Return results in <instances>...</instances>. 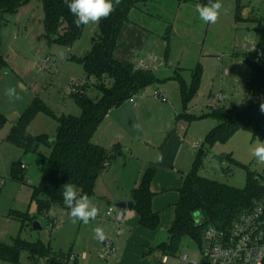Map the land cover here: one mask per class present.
<instances>
[{
	"label": "rangeland",
	"instance_id": "obj_1",
	"mask_svg": "<svg viewBox=\"0 0 264 264\" xmlns=\"http://www.w3.org/2000/svg\"><path fill=\"white\" fill-rule=\"evenodd\" d=\"M219 2L222 8L217 22L205 23L197 11L202 5L200 0H135L130 22L123 26L115 55L137 63H151L149 58L154 56L161 64L152 65L156 81L112 107L92 137L94 143L108 150L119 145L118 154L99 174L94 195L89 197L98 209L95 219L73 223L65 204L52 206L49 217L40 213L36 201L31 198L32 187L43 175L44 157L50 154L51 147L40 145L37 151L26 152L8 142V131L2 128L1 243L14 246L20 240L41 241L53 252L80 255L79 260H68L67 264L202 262V243L191 238L182 241L177 253L164 248L152 249L153 243L139 245L140 250H137L134 237L128 241V231L120 230L121 209L116 206L115 199L121 194L132 195L143 169L155 168L152 183L155 207L161 215V226L167 228L171 226L183 176L192 171L196 162H199L202 176L235 187H244L249 174L263 175L264 182V162L251 155L252 147L264 140L246 129L236 130L224 141L208 140L219 122L218 108L229 113L235 107L242 108L252 97L249 54L260 42L254 30V19L264 21V0ZM98 32L99 23H90L71 46L49 43L44 36L41 0H32L17 14L0 22V49L8 61V67L0 72V104H4L0 110L7 116V124L12 127L19 117L15 111L23 112L35 98L44 102L52 114L40 112L37 115L29 127L34 135L45 134L52 139L57 133L58 116L81 114L73 96V85H85L86 94L96 98L99 95L97 80L88 77L82 63L68 56L70 52L78 57L85 56L91 51ZM47 56L51 57V62L47 70H43L41 62ZM198 67L201 78L193 91V76ZM9 89L14 90L12 97L6 95ZM159 91L166 94L167 100L154 99ZM134 102L137 108L133 107ZM197 141L202 145L193 149ZM215 155L222 158H215ZM15 163L19 165L22 180L13 177ZM18 213L28 215L21 217ZM35 221L42 225L40 229L33 228ZM52 221L56 224L52 225ZM108 239L121 242L122 258L119 254L105 256ZM184 254L189 257L187 262L181 259ZM164 256L169 259L167 263L162 261ZM0 264L13 263L0 259ZM18 264L55 263L43 257L32 259L28 250L21 249Z\"/></svg>",
	"mask_w": 264,
	"mask_h": 264
},
{
	"label": "trees",
	"instance_id": "obj_2",
	"mask_svg": "<svg viewBox=\"0 0 264 264\" xmlns=\"http://www.w3.org/2000/svg\"><path fill=\"white\" fill-rule=\"evenodd\" d=\"M31 1L0 0V22L6 21L7 15L18 13ZM41 1L44 7V36L47 41L71 46L81 36L85 25H75V17L63 0ZM200 2L204 5L208 0ZM135 5V0H121L116 10L99 22V32L93 38L91 51L83 57L70 52L68 58L82 63L88 77L96 78L99 95L96 98L89 97L85 85L73 93L81 114H63L57 117L56 141L51 143L47 135H34L29 131L31 123L40 112L52 114L39 98H35L25 108L7 134L8 142L22 147L26 152L37 151L40 145L51 147L50 154L44 157L43 175L39 183L32 187L31 197L36 201L39 212L47 217L52 206H64L62 193L66 183L74 184L81 195L88 198L94 195L96 180L108 167L104 163L110 164V159L118 154L119 146L114 145L112 150H108L94 143L92 137L95 131L112 107L119 106L156 81L152 69L136 68L134 63L115 55L123 26L130 22V11ZM254 21V30L260 38V52L258 55L249 54L253 74L250 83L252 97L242 108L235 107L229 113L218 108L216 116L219 122L208 137L211 142L224 141L238 129L249 130L255 137L264 140V113L260 111V103L264 101V21ZM5 67H8V61L0 49V72ZM200 73L198 67L193 76V91L199 85ZM183 92H186L185 89ZM7 122V116L0 110V131ZM198 168L199 162H196L192 171L183 176V184L178 189L179 197L174 204L175 217L167 231L169 242L159 247L170 253H177L186 238L200 241L208 225L228 228L241 212L264 198L262 178L257 179L255 175L249 174L246 185L239 188L202 176ZM155 174V168L149 167L132 190L133 209L138 214V224L149 230L158 229L161 222L160 213L153 208L155 194L151 184ZM13 177L22 180L17 163L13 166ZM25 215L28 213H18L21 217ZM21 249L28 250L32 259L43 257L47 262L52 260L55 264H67L69 260V255L53 252L41 241L22 240L14 246L0 242V259L18 264Z\"/></svg>",
	"mask_w": 264,
	"mask_h": 264
},
{
	"label": "built area",
	"instance_id": "obj_3",
	"mask_svg": "<svg viewBox=\"0 0 264 264\" xmlns=\"http://www.w3.org/2000/svg\"><path fill=\"white\" fill-rule=\"evenodd\" d=\"M259 52V45H254L250 51L254 55H258ZM150 58L152 61L161 64L157 57L151 56ZM50 62L51 57L43 58L41 68L47 70ZM135 66L136 68L152 69L145 61L139 62ZM80 86L79 83H75L73 92H77ZM153 97L156 100H167L166 94L161 91ZM133 106L137 107V103L134 102ZM201 145L202 142L197 141L192 145V148L198 149ZM104 165L108 166L109 162H105ZM21 167L24 168V164ZM119 219H122V213L119 215ZM51 224L54 225L56 222L52 221ZM200 242L202 243V262L193 261L189 264H264V198L256 201L253 207L241 212L228 228L212 226L205 229ZM117 253V247L112 240L108 239L104 252L105 256L109 257ZM79 257V254L71 253L69 260L71 262L77 261ZM188 258L186 254L181 257L184 262H187ZM162 261L167 263L169 259L164 256Z\"/></svg>",
	"mask_w": 264,
	"mask_h": 264
},
{
	"label": "clouds",
	"instance_id": "obj_4",
	"mask_svg": "<svg viewBox=\"0 0 264 264\" xmlns=\"http://www.w3.org/2000/svg\"><path fill=\"white\" fill-rule=\"evenodd\" d=\"M121 0H63L70 13L75 17L74 23L77 27L81 25L98 24L102 19H107L119 5ZM222 4L219 0L213 2L208 0L207 4L199 5L197 11L199 17L205 23H216ZM9 97L14 95V90L9 89L6 93ZM260 111L264 113V101L260 103ZM251 155L259 161L264 162V142H260L251 149ZM162 160V157H160ZM63 201L69 211V218L75 223L77 220L88 223L95 219L98 214L97 207L87 196H80L74 184L63 185ZM211 228V225H208ZM97 232L100 229H96Z\"/></svg>",
	"mask_w": 264,
	"mask_h": 264
},
{
	"label": "crops",
	"instance_id": "obj_5",
	"mask_svg": "<svg viewBox=\"0 0 264 264\" xmlns=\"http://www.w3.org/2000/svg\"><path fill=\"white\" fill-rule=\"evenodd\" d=\"M28 5V4H27ZM26 6V5H25ZM24 6V7H25ZM23 8V7H22ZM17 14V13H16ZM12 15H15V14H11V15H7V18H9V16H12ZM17 39H16V41L17 42H19V40H20V36L19 37H16ZM71 51V50H70ZM116 56L118 57V58H121V59H123V60H127V59H124V58H122L121 56H118L117 55V53H116ZM149 60L151 61V63H148L150 66H151V68L153 69V66L152 65H160V63H158V62H154V61H152L151 60V58H149ZM127 61H129V60H127ZM129 62H132V63H134V64H137V62L136 61H129ZM156 67V66H155ZM155 70V69H154ZM0 103H2V102H0ZM4 104H0V107H2ZM134 107V106H133ZM137 107H138V104H137ZM137 107H134V108H137ZM15 113L17 114V117L18 116H20V114L22 113L21 112V110H16L15 111ZM15 123V122H14ZM7 124V123H6ZM14 124H12V126H13ZM4 128H6V129H4V130H6V131H8L7 132V134L9 133V131H10V129L12 128L10 125H9V123L7 124V125H5L4 126ZM93 141V140H92ZM108 166H110V164L108 165ZM149 167H146V168H144L143 169V172L141 173V176H140V178H138L136 181H135V185L137 186L138 185V183H139V181H140V179H141V177L143 176V174H144V172L148 169ZM152 183H153V181H152ZM152 184H151V188H152ZM181 187V186H180ZM179 187V188H180ZM179 197V196H178ZM120 200H127V201H131L132 200V195L129 193V194H121V195H119L116 199H115V201L117 202V201H120ZM177 200H178V198H177ZM177 200L175 201V203L177 202ZM153 208H154V210L155 211H157V212H159V209L158 208H156L155 207V201H154V199H153ZM175 208V207H174ZM122 213V223H121V227H120V230L122 231V230H127L128 231V234H129V239H128V241L130 240V238H131V236H133L134 237V240L136 241V249L137 250H140V247H139V245H146L147 243H154L155 241H156V238H157V235H158V233L160 232V231H168V229L170 228L169 226H167V228H163V226H161V224H160V226H159V228L158 229H156V230H149V229H146V228H144V227H142V226H140L139 224H138V214H137V212L135 211V209H130V210H122L121 209V212H120V214ZM160 213V212H159ZM119 214V215H120ZM161 216V215H160ZM174 217H175V213L173 212V217H172V220H171V224H172V221H173V219H174ZM169 227V228H168ZM162 229H165V230H162ZM112 241H113V243L115 244V246L117 247V249H118V253H117V255L119 254V255H121V256H119V257H121L122 258V254H123V248H121L120 247V244H121V242L120 241H118V243H116L115 242V240L114 239H111ZM149 245V244H148ZM72 252H70V254H71Z\"/></svg>",
	"mask_w": 264,
	"mask_h": 264
},
{
	"label": "water",
	"instance_id": "obj_6",
	"mask_svg": "<svg viewBox=\"0 0 264 264\" xmlns=\"http://www.w3.org/2000/svg\"><path fill=\"white\" fill-rule=\"evenodd\" d=\"M21 87L23 88V89H25V86L24 85H21ZM56 141V138L54 137V138H52V139H50V142L51 143H54ZM215 158H222V156H218V155H215L214 156ZM256 178L257 179H261V178H263V175H261V174H257L256 175ZM116 206L117 207H119L120 209H122V210H130V209H132L133 208V206H134V202L131 200V201H127V200H120V201H117L116 203ZM200 219H202V218H200ZM42 227V225L38 222V221H35L34 223H33V228L35 229V230H37V229H40ZM169 234L166 232V231H160L159 233H158V235H157V238H156V241L153 243V245H152V248L153 249H157V248H159L161 245H163V244H166V243H168L169 242Z\"/></svg>",
	"mask_w": 264,
	"mask_h": 264
}]
</instances>
